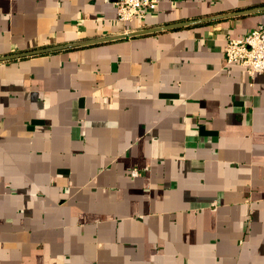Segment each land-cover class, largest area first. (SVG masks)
Wrapping results in <instances>:
<instances>
[{"label":"crops","instance_id":"obj_1","mask_svg":"<svg viewBox=\"0 0 264 264\" xmlns=\"http://www.w3.org/2000/svg\"><path fill=\"white\" fill-rule=\"evenodd\" d=\"M115 1L0 0V56L208 18L0 60V264H264V0Z\"/></svg>","mask_w":264,"mask_h":264},{"label":"built area","instance_id":"obj_2","mask_svg":"<svg viewBox=\"0 0 264 264\" xmlns=\"http://www.w3.org/2000/svg\"><path fill=\"white\" fill-rule=\"evenodd\" d=\"M116 18L130 21L133 17H145L144 10H154L157 0H116ZM225 64L238 62L246 67L250 76L264 73V26L259 25L239 38H227L223 48ZM131 175H138L137 169L130 170Z\"/></svg>","mask_w":264,"mask_h":264},{"label":"water","instance_id":"obj_3","mask_svg":"<svg viewBox=\"0 0 264 264\" xmlns=\"http://www.w3.org/2000/svg\"><path fill=\"white\" fill-rule=\"evenodd\" d=\"M261 9H264V6L253 7V8L242 10V11H238V12H235V13H237V14H239V13H247V12H253V11L261 10ZM207 19L208 18H203V19L185 21V22L175 23V24H170V25H162V26H157V27H153V28H144V29H140V30H137V31H131V32H128V33H122V34H118V35H110V36L99 37V38H95V39L84 40V41H79V42H73V43H68V44H63V45H57V46L43 47V48L33 49V50L20 51V52H17V53H11V54H8V55L0 56V60L19 58V57H24V56L34 55V54H40V53L50 52V51H54V50H59V49H63V48H69V47H74V46L92 44V43H97V42H101V41H107V40H110V39L122 38V37H126V36H133V35H137V34H144V33H149V32H153V31L169 29V28H172V27H175V26L186 25V24H189V23H192V22H195V21H203V20H207Z\"/></svg>","mask_w":264,"mask_h":264}]
</instances>
